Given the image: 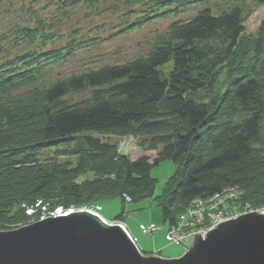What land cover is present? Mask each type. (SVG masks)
Segmentation results:
<instances>
[{
	"label": "trees",
	"instance_id": "16d2710c",
	"mask_svg": "<svg viewBox=\"0 0 264 264\" xmlns=\"http://www.w3.org/2000/svg\"><path fill=\"white\" fill-rule=\"evenodd\" d=\"M193 1L160 5L174 3L177 12ZM26 32L33 39L37 31ZM63 57L60 50L30 52L19 58L21 67H0V229L38 220L40 211L27 209L41 202L52 210L117 195L151 197L169 228L193 199L227 187L264 204V26L258 37L247 36L242 7L219 15L203 8L171 23L146 57L9 98L36 83L46 62ZM88 89L85 100L65 98ZM91 132L132 136L144 153L131 159ZM51 149L54 155L44 156ZM168 159L177 168L156 195L151 170Z\"/></svg>",
	"mask_w": 264,
	"mask_h": 264
},
{
	"label": "rangeland",
	"instance_id": "374dc122",
	"mask_svg": "<svg viewBox=\"0 0 264 264\" xmlns=\"http://www.w3.org/2000/svg\"><path fill=\"white\" fill-rule=\"evenodd\" d=\"M161 2L163 0H0V67H21L19 58L30 52L40 54L60 50L64 55L58 61L46 62L42 70L43 76L36 83L12 91L9 98L30 87H48L88 69L123 64L146 57L156 47L158 37L167 31L171 23L188 21L203 8L209 7L215 15H219L235 6L242 7L245 34L251 38L258 37L264 26V4H257L256 0H194L177 12L172 11L176 7L174 3L163 6L160 5ZM146 18L150 19L145 21ZM141 21V24L135 25ZM28 30L37 31L33 39L26 32ZM170 65L171 63L164 69H170ZM224 84L225 78L220 74L216 90L219 91ZM90 92L91 89L72 92L65 98L77 102L89 98ZM199 95L208 99L209 94L200 91ZM90 134L117 143L118 151L129 155L131 159H136L144 153L139 145L140 140L132 136H108L96 132ZM148 154L152 158L155 156L154 151H149ZM52 155L54 149L44 153V156ZM176 168V163L169 159L153 165L151 173L158 179L156 195L162 193ZM241 190L244 196L245 192L242 188ZM129 198L130 196L125 195L124 200L122 196L117 195L94 203L101 205L102 210L98 212L107 219L103 217L106 221L119 223L130 229L134 242L144 255L153 254L165 258L183 255L193 238L188 237L184 242L178 243L168 241L166 234L170 223L169 220L164 222L161 205L151 197L127 201ZM243 200L251 202L244 198ZM252 204L255 208L264 206ZM45 208L41 204L40 216H56L52 215V211L58 206L56 209H50L49 214ZM66 210L68 211V208H64L65 213L60 215L72 213ZM119 214H123V218L116 220ZM38 220L0 231L18 229ZM151 225L158 226L159 230L144 233L143 229Z\"/></svg>",
	"mask_w": 264,
	"mask_h": 264
},
{
	"label": "water",
	"instance_id": "95a60500",
	"mask_svg": "<svg viewBox=\"0 0 264 264\" xmlns=\"http://www.w3.org/2000/svg\"><path fill=\"white\" fill-rule=\"evenodd\" d=\"M0 264H264V214L194 234L176 258L144 255L125 227L88 210L0 231Z\"/></svg>",
	"mask_w": 264,
	"mask_h": 264
},
{
	"label": "built area",
	"instance_id": "2783aa9c",
	"mask_svg": "<svg viewBox=\"0 0 264 264\" xmlns=\"http://www.w3.org/2000/svg\"><path fill=\"white\" fill-rule=\"evenodd\" d=\"M129 198L127 201H130ZM90 210L99 214L101 206L89 205H72L66 212H76L80 210ZM29 213L32 209L27 210ZM258 212L264 214V206L255 208V205L251 202L243 200V191L238 186H231L225 188L224 191L217 192L216 194L207 198H195L188 206L186 211L179 216V222L177 225H173L168 229L167 239L170 242H184L188 237L193 238L194 234L200 233L202 237L218 226L219 223L235 219L236 217L250 213ZM65 213L63 207H58L55 211H52V215H60ZM204 215L210 216V221H204ZM46 216H41L40 219H44ZM159 230L158 226L151 225L145 227L143 232L148 234L150 232H156Z\"/></svg>",
	"mask_w": 264,
	"mask_h": 264
},
{
	"label": "bare ground",
	"instance_id": "6f19581e",
	"mask_svg": "<svg viewBox=\"0 0 264 264\" xmlns=\"http://www.w3.org/2000/svg\"><path fill=\"white\" fill-rule=\"evenodd\" d=\"M225 190V188L223 189V190H221V191H224ZM220 191V192H221ZM207 198V197H206ZM42 203V202H41ZM41 203H39V204H36L35 206H34V208H28V210L29 209H32L33 211H30V212H32V213H29L28 211H27V214H29V215H34V212H39L40 211V213H42V211L40 210V206H41ZM82 205H84V204H82ZM86 205H89V206H93L95 209H96V206H98V204H95L94 202H92V203H86ZM59 207V206H58ZM44 211V210H43ZM45 211H47V213L49 214V212H50V209H49V207L47 208H45ZM186 211V208H185V210L183 211V213ZM95 214H96V212H94ZM101 214V213H100ZM181 215V214H180ZM49 216H51V214H49ZM101 216L102 217H104L102 214H101ZM39 218H41V216L39 217ZM46 218V217H45ZM44 218V219H45ZM105 218V217H104ZM106 219V218H105ZM107 220V219H106ZM206 220H208V221H210V216L209 215H204V221H206ZM178 222H179V219L177 220V222L175 223V224H173V225H177L178 224ZM172 225V226H173ZM218 226H216V227H214L213 229H215V228H217ZM126 230H129L128 231V233H129V235L132 237V235H131V233H130V229L126 226V228H125ZM133 238V237H132Z\"/></svg>",
	"mask_w": 264,
	"mask_h": 264
}]
</instances>
